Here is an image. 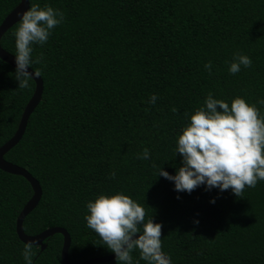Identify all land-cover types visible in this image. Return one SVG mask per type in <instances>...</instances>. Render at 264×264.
<instances>
[{"label": "trees", "instance_id": "16d2710c", "mask_svg": "<svg viewBox=\"0 0 264 264\" xmlns=\"http://www.w3.org/2000/svg\"><path fill=\"white\" fill-rule=\"evenodd\" d=\"M29 1L60 9L64 19L44 45L33 46V57L42 56L33 67L43 93L22 138L4 155L42 187L24 231L67 229L73 264L110 255L86 225V204L124 191L145 208L146 219L162 224V247L173 264H264V180L238 197L205 186L178 193L158 176L162 167L175 174L181 166L174 148L185 113L209 92L229 104L244 97L264 114L257 103L264 98V0ZM19 2L0 0V25ZM18 24L0 40L12 54ZM238 52L252 65L231 74ZM209 61L211 71L204 67ZM14 72L0 57V147L16 133L36 87L32 79L18 88ZM152 94L155 104L148 103ZM145 148L149 159H138ZM33 193L24 176L0 168V264H26L16 226ZM63 242L55 233L44 249L33 245V264H65ZM132 255L146 264L139 250Z\"/></svg>", "mask_w": 264, "mask_h": 264}, {"label": "clouds", "instance_id": "9594fccd", "mask_svg": "<svg viewBox=\"0 0 264 264\" xmlns=\"http://www.w3.org/2000/svg\"><path fill=\"white\" fill-rule=\"evenodd\" d=\"M17 15L20 19L13 33L14 77L18 88L26 89L33 78L41 75L33 65L41 63L42 56L33 57V46L48 41L52 30L63 22L64 13L50 4L43 7L30 4ZM251 65L248 55L234 53L228 71L236 74L242 66ZM204 67L211 71V62ZM157 99L152 94L148 103L155 104ZM257 103L264 105V98ZM185 115L188 123L177 135L174 148L175 157L177 154L181 157V166L175 174L164 167L158 170V176L174 182L178 193H191L196 187L205 186L206 190L217 188L220 192L231 189L236 196L243 197L246 187L254 188L258 181L264 180V114L256 104L240 96L229 104L209 92L202 106ZM149 157L147 148L138 155L142 160ZM109 175L114 179L116 173L112 171ZM86 209L87 227L115 253L117 264H139L132 255L135 250H139V259L146 264H173L162 247V224L153 217L146 219L145 208L124 191L101 193L87 202ZM22 254L26 264H33V242L24 244Z\"/></svg>", "mask_w": 264, "mask_h": 264}, {"label": "water", "instance_id": "95a60500", "mask_svg": "<svg viewBox=\"0 0 264 264\" xmlns=\"http://www.w3.org/2000/svg\"><path fill=\"white\" fill-rule=\"evenodd\" d=\"M28 7H30L29 0H20L19 4L5 17V19L0 25V40L3 34L9 28L19 21L20 17L17 15V13L23 10H26ZM0 57L4 61L16 67L15 55L5 50L1 46V43H0ZM29 71L30 72L33 71L31 67L29 68ZM33 79L36 82L35 91L24 109L18 129L16 133L13 135V137L0 147V168L7 172L24 176L31 183L33 191H34L33 196L25 204L24 208L22 209V211L20 212L17 218L16 229H17L19 238L25 243L33 242V245H40L41 248L44 249L46 247L44 240L47 237L55 233H61L64 236V242H63V248H62V259L65 264H73L69 259V248L71 244V236H70V233L67 231V229L63 227H59V226H54V227L47 228L46 230L36 235H29L24 231V227H23L24 219L27 216V214L31 212L37 206L42 196V187H41L39 180L36 179L26 168L18 164H15L11 161H8L4 158L5 153L9 151L14 145H16L22 138L24 131L26 129L29 117L31 113L33 112V110L35 109V107L38 105L39 101L41 100V96L43 93V86H44L43 79L41 75ZM114 258H115V253H112L106 256L90 258L79 264H93L97 262H107Z\"/></svg>", "mask_w": 264, "mask_h": 264}]
</instances>
